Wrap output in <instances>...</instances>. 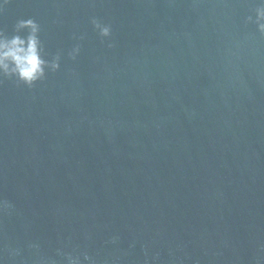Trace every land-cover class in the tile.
Here are the masks:
<instances>
[{
    "label": "water",
    "instance_id": "water-1",
    "mask_svg": "<svg viewBox=\"0 0 264 264\" xmlns=\"http://www.w3.org/2000/svg\"><path fill=\"white\" fill-rule=\"evenodd\" d=\"M258 3L9 0L61 59L0 79V264H264Z\"/></svg>",
    "mask_w": 264,
    "mask_h": 264
},
{
    "label": "clouds",
    "instance_id": "clouds-1",
    "mask_svg": "<svg viewBox=\"0 0 264 264\" xmlns=\"http://www.w3.org/2000/svg\"><path fill=\"white\" fill-rule=\"evenodd\" d=\"M8 2L9 0H0V12ZM254 12L255 18L249 15L246 18V23H255L259 33L264 35V0H260V3L255 6ZM91 23L101 37L111 35L109 24L102 23L95 17L91 18ZM40 33V24L31 17L18 19L11 35L0 29V79H14L17 83L31 88L37 82L43 81L48 72H55L60 68V53L51 58H45L49 54L45 52ZM78 39H83V37ZM108 46L111 47V43ZM79 52L80 45L76 44L68 55L75 59ZM8 207L10 205L7 202L0 201V209ZM30 247H38V245H30ZM57 252L66 256V264H82L81 256H83V261H87L88 264H95L93 258L86 251L76 255L63 253L60 249ZM17 254V249L10 250V255ZM49 264H55V261H50Z\"/></svg>",
    "mask_w": 264,
    "mask_h": 264
}]
</instances>
